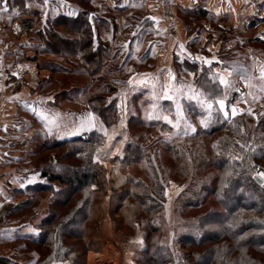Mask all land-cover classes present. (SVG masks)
I'll use <instances>...</instances> for the list:
<instances>
[{"label": "rangeland", "instance_id": "374dc122", "mask_svg": "<svg viewBox=\"0 0 264 264\" xmlns=\"http://www.w3.org/2000/svg\"><path fill=\"white\" fill-rule=\"evenodd\" d=\"M41 1V4L36 0L24 1L25 7L22 9L25 11L19 12L16 16L33 15L37 19V25L28 32L15 31L14 38L13 35H9L14 40L13 45H15V41H22L28 37L23 34L33 31L38 27V22L43 20L46 6L43 3L44 0ZM59 1L47 0L48 17L53 19L58 15ZM239 1L242 2V0ZM177 3V18L181 23L179 21L175 23V21L171 26H156L154 21L152 23L147 21V27L142 31L132 27L122 29L116 36L113 46L110 44V47H113L110 51L114 49L115 54L113 56L111 54L108 60L105 59V65L103 64L100 73L106 76L110 82L112 81L115 85L113 87H116L117 90L102 102L108 107L112 125L108 126L86 104L85 93L82 94L80 89H83L88 83V77L76 73L68 75L65 72H53L48 67L47 70L52 75L51 86L49 84V87L45 88L47 93L43 86L38 94L51 95L60 88L70 89L59 94L60 102L56 107L47 106V110L54 112L44 113L43 110L46 108L38 105L36 108L23 107L26 114H21L19 111L21 105L15 104L13 109H9L5 113L3 116L5 133L3 134L2 147L4 150L15 149L12 152H5L9 158L5 161L6 164L3 159L5 165L3 172L0 173V215L8 209L0 218V256L12 255L15 257L13 258L15 264H30L28 263L29 256L24 255L22 245H20L23 243L21 239L24 235H29L31 238L38 235L41 231L38 228V223L43 218L50 217V215L59 218L64 215L69 206H63L62 202L71 192L68 187L63 188L56 183H49L46 193H38L35 196L37 199H32L33 192L30 187L38 188L42 182L45 184V180L41 178L42 170L51 169L62 172L68 169L70 160L66 159V152H70V148L73 146L56 148V142L78 136L82 138L84 136L85 139L84 134L88 132H96L101 136L100 143L95 145L93 158L97 161L104 160L107 172L111 170L110 182L113 186L119 185L122 178L129 174L136 179L145 181L142 165L126 162V156L134 151L133 145L140 143H137L136 138H139L140 141L145 138L143 141L145 144H156L152 150L157 148L162 162L169 168L173 167L169 173L171 179L165 191L167 229L163 242L174 256L175 254L186 255L188 248L183 245L181 237L193 235L198 238L200 236L201 232L193 220L197 210L184 209L181 213L180 206L190 198L194 191L206 183L204 177L208 175L203 171L198 172L196 176L193 173L192 168L198 162L196 156L198 151H194V149L198 146L195 145L192 138H195L194 133L199 130V126L203 125L201 121L206 123L214 121L218 116L224 120H232L239 115L264 113V80L260 78V68L264 67V24L263 26H250L251 23L257 22V16L251 17L252 13L249 14L251 19L244 16V13L247 14L246 10L252 12L251 6L247 9L243 6L246 2H242L240 8L238 6L234 10L229 8L224 13L217 11L212 14L207 11L205 12L206 17L203 16L204 9L201 6L198 8L199 18L189 15L190 13L187 12L190 0H179ZM232 3L237 4L236 0H230L228 5ZM213 8L215 10V7ZM156 12L155 8L150 14L156 15ZM126 15L132 14H124L122 19L126 18ZM134 33L135 35H133ZM140 34L144 36V41L137 38ZM195 34L198 37H195ZM174 41L176 43L173 44ZM101 42L107 45V42ZM181 44L184 46L183 49L180 47ZM15 48L19 52V56L21 53L19 59L21 62L26 60L22 56L27 48L32 52L27 55L38 56L35 59L38 66L39 63L41 65L47 61V65L54 63L58 69L62 67V64H58L55 59L39 55L32 45L25 47L23 44L22 47H19L16 44ZM3 60L4 67L10 66V64L15 66L17 62L16 59L7 57V55ZM192 60L196 61V67L193 66ZM205 60L211 61V63H205ZM204 66L207 69H204ZM18 67L24 69L22 63H18ZM20 69L19 72L23 73V70ZM235 69L238 76H234ZM198 70H201L200 73L205 72L206 75L213 73L215 76L213 80L218 83L220 75L214 74V71L225 70L226 73H231L228 79L231 81L232 87L229 88L225 101V111L229 113L227 118L219 110L217 103L213 102V109L209 112L196 100L188 98L189 87L206 97L204 91L207 87L202 84L203 78L199 77L195 80ZM139 76L142 80L137 78ZM22 80L23 78L20 76L17 79L18 84L22 83ZM129 80L133 82L129 83ZM27 82L29 83L28 78L25 83ZM169 86L173 90H179L175 92L172 100L163 96L165 88ZM76 89L79 92H76ZM120 91L121 95L116 96ZM23 93L32 94L28 90H24ZM64 96L74 98V100L64 104ZM177 104H180L183 109L178 128L173 126L177 121ZM233 106L240 110L235 116L231 115ZM249 109H251V113H249ZM165 115L172 123L163 118H157ZM56 118H62V122L54 120ZM69 119L73 121L76 128L70 123H65ZM193 129L195 130L193 131ZM63 132L71 134L63 135ZM143 132H145L144 136L139 134ZM173 151L183 153L179 163H173L171 157ZM65 154L66 157H64ZM178 164L180 165L178 166ZM256 164L259 163H253L254 177ZM188 170H192V173L187 177L186 171ZM179 171H183L185 174L179 173ZM26 201L29 203L28 206L30 205L28 208L18 214L8 215L10 211H13L12 207ZM88 212L91 217L92 214L89 210ZM27 213L34 214L27 218ZM79 214L80 212L71 216L78 222L69 223L68 226L74 231H78L77 235L82 238H67L65 244L67 247L75 245L81 253L80 259L83 260V264H133L135 246L129 243L121 246L123 244L121 233L115 229V224L111 230L102 225L101 221L94 223L92 219H88V222H83L84 220L80 218ZM107 216L110 222L120 219L119 214L115 211L108 213ZM56 225L47 227V230H53ZM45 229L43 228L42 231ZM13 250L16 252L13 253ZM110 250H113L111 252H114L116 256L109 260L106 256L108 253L111 256ZM37 251L39 250L37 249ZM93 258L95 260H92Z\"/></svg>", "mask_w": 264, "mask_h": 264}, {"label": "trees", "instance_id": "16d2710c", "mask_svg": "<svg viewBox=\"0 0 264 264\" xmlns=\"http://www.w3.org/2000/svg\"><path fill=\"white\" fill-rule=\"evenodd\" d=\"M24 1H10L17 14L25 11L22 9L25 7ZM187 12L199 18V13ZM203 16L207 15L203 13ZM60 19V16H56L46 19L45 23L40 20L38 27L30 32L36 40L31 44L34 50L41 56L52 55L51 59L62 64L60 69L54 63L47 65V61L41 65L39 63V66L48 67L53 72L88 77V83L80 89L82 94L85 93V102L108 126L112 125L108 107L102 102L117 90L113 82L100 73L105 59L108 60L111 55V47L95 41L89 19L83 14H78L73 20L67 18L65 22L63 18ZM194 36L198 37L196 34ZM192 63L194 67L197 66L196 61L192 60ZM204 69H207L206 66ZM200 71H197L195 80L203 78L202 84L207 87L204 91L206 98L213 100L223 97L225 87L213 80V73L206 75ZM236 71L234 76H238ZM120 95L121 91L116 96ZM198 129L194 133L195 138H192L198 146L194 149L198 151V162L192 170L195 176L200 171L208 175L204 177L206 183L180 205L181 213L184 209L197 210L193 220L201 232L198 238L193 235L181 237L183 245L188 248L186 255L174 256L163 242L167 229L165 191L173 167L169 168L162 162L157 148L152 150L156 144H145V138L141 141L136 138L140 143L133 145L134 151L126 156V162L142 165L145 181L129 174L122 178L119 185L113 186L110 182L111 170L107 172L104 160L93 158L95 145L100 143L101 136L88 132L84 134L85 139L78 136L56 142V148L73 146L70 152H66L67 157L64 155L70 160L68 169L62 172L42 170L41 178L45 184L42 182L38 188L30 187L32 199H37L35 196L38 193H46L49 183L68 187L71 192L62 202L63 206H69L64 215L43 218L38 223L41 229L38 235L33 238L24 235L21 239L24 255L30 259L28 263L83 264L81 253L75 245L67 247L65 244L67 238H82L77 235L78 231L68 226L69 223L78 222L71 216L80 212L83 222H88V219L94 223L101 221L111 230L115 224V229L121 233V246L125 243L135 246L133 264H264V183L258 184L253 175L254 162L264 169V113L239 115L232 120L218 116ZM144 133L139 134L144 136ZM181 155L183 157V153L178 151L172 152L174 164L179 163ZM192 170L186 171L187 177ZM179 173L185 174L183 171ZM27 202L12 207L13 211L8 215L28 208L30 205ZM114 211L120 216L119 220H114L115 223L107 218L108 213ZM33 214L27 213L26 217ZM54 224L57 225L53 230H47ZM43 228H46L45 231H42ZM13 258L12 255L0 256V264H15Z\"/></svg>", "mask_w": 264, "mask_h": 264}, {"label": "crops", "instance_id": "0c3cea01", "mask_svg": "<svg viewBox=\"0 0 264 264\" xmlns=\"http://www.w3.org/2000/svg\"><path fill=\"white\" fill-rule=\"evenodd\" d=\"M10 1L11 0H7V7L9 10L7 12H0V173L3 172L4 165L6 164L5 161H7V158H9L8 156H6L5 152H12L15 149L11 148L10 150H4V148L2 147L4 136L3 134L5 133V120L3 119L5 113H7L9 109H13V106L15 104L21 105V108H19L21 114H26V110L23 107L30 106L31 108H36V106L38 105L46 108V110H43L44 113H47V111H49V113H53L54 111L47 110V106L51 105L53 107H56L58 105L57 103L60 102L59 94L70 90L66 87L60 88L51 95L45 94L43 96L38 94L43 86L44 90L45 88L49 87L51 81L50 78L52 75L51 72L46 68H41L40 66H38L37 61H35L36 55H27L32 53L30 52L31 50H28L27 48H25L24 56H22L26 60L24 62L19 61L21 53L19 56V52L15 48L16 44L19 47H22L23 44L25 45V47H27V45L36 43V40L29 32L27 34H23L27 35L28 37L26 38L28 39L24 38L22 41H15V45H13L14 40L9 35H13V38L15 37L14 34L16 33L13 32L11 27L13 19L17 15V11L14 7L12 8ZM36 1L40 4L42 3L41 0ZM177 1L179 0H76V2L75 0H60V10L58 12V15L56 16H60V21L64 19L65 22L67 18L73 20L78 14H83L86 18L89 19V23L92 29V35L94 36L95 41H105L107 42V44H109V46L110 44L113 46L116 36L118 35V33L120 34L122 29L124 30L132 27L135 29L139 28L138 30L142 31V29H145L147 27V21L152 23L153 20L150 19L151 17L156 18V20L154 21L156 26H171V24L175 21V23H177L178 21L181 23L180 19L177 18ZM236 2L237 4L232 3L228 5L230 3V0H216L215 2L212 0H190V3L187 5V10L191 11V13H198V8L202 6L204 9L203 13L207 11H210L212 14L217 11H222L224 13L229 8L233 10L237 6L238 8H240V4L242 5V2H246L243 6L246 9L251 6L252 12H248L246 10L247 14L245 15L244 13V16L248 19L257 16V22L251 23L250 26H263L264 0H242V2L236 0ZM43 3L46 6V12L43 16V23H45L46 19H49L51 17H48L47 15V3H45V0L43 1ZM0 7H2V5H0ZM213 7H215V10ZM155 8L157 9L156 15L150 14V12L154 11ZM129 13H131L132 15H126L127 17L122 19V16L124 14ZM250 13H252L251 17L249 16ZM221 18H219V20H221ZM137 38L140 41H144V36L142 34H140ZM255 41H257V39H255ZM174 43L176 42L174 41L173 44ZM112 48L113 47H111L110 49ZM111 54L112 56L115 54L114 49L113 51H111ZM6 55L7 57L17 60L15 66L10 64V66L4 67L3 58L6 57ZM47 57L53 58L52 55H47ZM18 63H22V67L24 69H20L18 67ZM18 68L20 70H23V73L19 72ZM214 72L217 75L224 76L226 78L230 76L229 73L225 72V70ZM20 76L21 78H23V80L22 83L18 84L17 79H19ZM27 78L29 80V83H25ZM137 78L142 80L141 76ZM24 90H28L32 94H24ZM73 100L74 98L64 96L63 103H70ZM22 104H24V106H22ZM43 105L46 107H44ZM54 120L62 122V118H56ZM44 122L47 123V121ZM65 123H70L75 127V124L73 123V121H71V119H69ZM66 133L69 132H63V135H65ZM3 159L5 164L3 163Z\"/></svg>", "mask_w": 264, "mask_h": 264}, {"label": "snow or ice", "instance_id": "6c2138e0", "mask_svg": "<svg viewBox=\"0 0 264 264\" xmlns=\"http://www.w3.org/2000/svg\"><path fill=\"white\" fill-rule=\"evenodd\" d=\"M45 3H47V0H45ZM0 5H2V7H0V12H7L9 9L7 7V0H0ZM150 19H152L153 21L156 20L155 17H151ZM135 35V33L133 34ZM181 49H183V45L181 44L180 45ZM205 63H211V61H207L205 60L204 61ZM229 75H231V73H229ZM260 78L262 80H264V67H261L260 68ZM174 79V77H173ZM133 81L132 80H129V83H132ZM219 83L221 85H224L225 87V92L223 94V97L222 98H219V99H213V100H209L207 99L206 97L203 96L202 93H198L196 92L195 89H192L191 87H189V93H188V98L189 99H192V100H196L198 104H200L202 107H205L207 110H209V112H211V110L213 109V102L217 103L219 105V110L223 112L225 118L228 117L229 113L227 111H225V101L227 99V90L229 88L232 87V83L231 81L224 77V76H219ZM179 90H173L171 86L165 88L164 92H163V96L164 98L166 99H169V100H172L174 98V95H175V92H178ZM255 99V97H254ZM240 110L237 109L235 106H233L231 108V115L232 116H235L238 114ZM249 113H251V109H249ZM182 114H183V109H182V106L180 104H177V121L176 123L173 125L174 127H179V121L180 119L182 118ZM157 118H163L164 120L168 121L169 123H172L171 120H169L168 116H163V117H157ZM201 123L205 124L206 126V122L205 121H201ZM82 127L84 125H81ZM94 126V125H92ZM190 127V125H189ZM195 129H193L194 131ZM107 134V133H105ZM241 147H244V145H241ZM256 176H258L261 180L262 183H264V171H257L256 172ZM31 182V181H30Z\"/></svg>", "mask_w": 264, "mask_h": 264}, {"label": "built area", "instance_id": "2783aa9c", "mask_svg": "<svg viewBox=\"0 0 264 264\" xmlns=\"http://www.w3.org/2000/svg\"><path fill=\"white\" fill-rule=\"evenodd\" d=\"M15 17H14L15 19L12 22V27H11L13 32H15V31L16 32L17 31L28 32V31L32 30L37 25V19L33 15H18ZM255 168H256V172L257 171H264V169L259 164H256Z\"/></svg>", "mask_w": 264, "mask_h": 264}, {"label": "bare ground", "instance_id": "6f19581e", "mask_svg": "<svg viewBox=\"0 0 264 264\" xmlns=\"http://www.w3.org/2000/svg\"><path fill=\"white\" fill-rule=\"evenodd\" d=\"M111 251H113V250H110V252ZM112 256V257H111ZM111 256H109V253H108V255L106 256L107 257V259H113L114 258V256H116V254L114 253V252H111ZM92 260H95V258H93Z\"/></svg>", "mask_w": 264, "mask_h": 264}, {"label": "water", "instance_id": "95a60500", "mask_svg": "<svg viewBox=\"0 0 264 264\" xmlns=\"http://www.w3.org/2000/svg\"><path fill=\"white\" fill-rule=\"evenodd\" d=\"M254 180L258 183V184H262L261 180L257 177H254Z\"/></svg>", "mask_w": 264, "mask_h": 264}]
</instances>
